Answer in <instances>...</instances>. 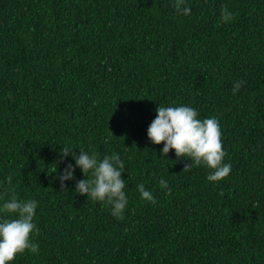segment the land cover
<instances>
[{"label":"trees","instance_id":"16d2710c","mask_svg":"<svg viewBox=\"0 0 264 264\" xmlns=\"http://www.w3.org/2000/svg\"><path fill=\"white\" fill-rule=\"evenodd\" d=\"M174 3L0 0V208L38 205V251L12 264H264V0ZM160 106L219 121L226 179L164 157L148 136ZM65 147L120 156L122 219L76 191L88 177Z\"/></svg>","mask_w":264,"mask_h":264},{"label":"clouds","instance_id":"9594fccd","mask_svg":"<svg viewBox=\"0 0 264 264\" xmlns=\"http://www.w3.org/2000/svg\"><path fill=\"white\" fill-rule=\"evenodd\" d=\"M174 7L178 14L190 15L192 11L186 5V0H175ZM233 19V13L225 7L221 20L228 23ZM242 86L243 82L238 81L233 86V94L235 95ZM156 111L157 117L149 126L148 136L153 144L165 145L162 149L164 157L174 150L177 158L192 160L191 166H186L185 170L192 167L193 162L195 166H207L212 170L207 177L211 182H219L229 176L231 165L223 163L226 152L223 150L222 132L216 118L198 119L197 111L188 106H160ZM69 155L73 156L76 166L88 177L87 180L77 182L76 191L93 201L111 206L113 216L122 219L128 201L124 191L126 181L122 179L125 164L120 156L113 154L98 160L96 154L89 155L80 151V155L76 156L75 152L65 147L61 156ZM74 173L75 168L68 164L63 175L59 177L62 188H66V181L75 179ZM8 184L11 185V176L8 177ZM136 187L143 200L157 203L144 184H138ZM160 187L167 189V194H171L165 180L160 181ZM12 191L14 192V189ZM37 206L34 199L22 201L14 194L3 203L0 213L12 218H0V264H12L18 255L26 251H38V245L32 241L34 232L39 235V230L33 223Z\"/></svg>","mask_w":264,"mask_h":264}]
</instances>
